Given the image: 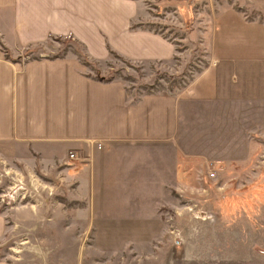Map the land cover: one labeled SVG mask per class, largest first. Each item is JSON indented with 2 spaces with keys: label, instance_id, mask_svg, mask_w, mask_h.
<instances>
[{
  "label": "rangeland",
  "instance_id": "rangeland-1",
  "mask_svg": "<svg viewBox=\"0 0 264 264\" xmlns=\"http://www.w3.org/2000/svg\"><path fill=\"white\" fill-rule=\"evenodd\" d=\"M133 1L142 8L136 26L168 40L175 57L128 66L111 55L88 60L81 71L124 84L129 101L181 93L177 150L149 145L139 149L149 156L141 163L131 147L126 190L119 165L127 153L95 158V187L86 188L80 165L92 162L82 153L54 166L51 157L34 160L23 147L0 143V263L264 264V61L234 66L236 101H209L194 91L228 48L236 56L264 48L260 29L229 26H264V0ZM58 56L80 62L86 50L52 39L19 58Z\"/></svg>",
  "mask_w": 264,
  "mask_h": 264
},
{
  "label": "crops",
  "instance_id": "crops-1",
  "mask_svg": "<svg viewBox=\"0 0 264 264\" xmlns=\"http://www.w3.org/2000/svg\"><path fill=\"white\" fill-rule=\"evenodd\" d=\"M141 10L133 0H0V43L18 60H7L0 45V143L23 147L34 160L51 157L54 166L69 162L71 152L82 153L83 160L92 162L80 165L78 178L86 188L95 187L93 160L106 153L110 157L127 153L126 159L131 147L139 150L164 144L176 151L181 93L149 94L129 101L124 84L86 77L75 57L19 58L23 49L43 45L52 37H72L86 50L88 60L110 58V48L131 63L171 61L177 54L175 46L160 34L136 26ZM239 25L260 29L264 37L261 24L229 26ZM235 51V47L228 48L220 64L195 82L200 98L236 101L229 86L230 80L240 82L234 66L264 61V48L250 55L240 50L236 56ZM220 70L224 80L227 75L228 87L221 83ZM98 145L101 150L96 149ZM138 152L141 163L149 161L143 150ZM125 159L119 166L122 171L126 168L122 187L127 190L133 166ZM154 162H161L159 155ZM178 173L177 166L176 177Z\"/></svg>",
  "mask_w": 264,
  "mask_h": 264
},
{
  "label": "trees",
  "instance_id": "trees-1",
  "mask_svg": "<svg viewBox=\"0 0 264 264\" xmlns=\"http://www.w3.org/2000/svg\"><path fill=\"white\" fill-rule=\"evenodd\" d=\"M52 39L57 40V41H61L62 39L73 40L72 37H69V38L52 37ZM73 41H75V40H73ZM75 42H77V41H75ZM0 45H1V48H2V50H3V53L5 54V58H6L7 60L13 62V63H17L18 60H15V59H13V58L11 57L9 51L3 46V44L0 43ZM109 52H110L111 55H113L114 57H116V58L122 60V61H123L125 64H127L128 66H131V65H132V63H131L130 61H128V60L125 59L124 57L120 56V55L117 54L116 52L112 51L110 48H109ZM56 58H63V56H62V57H61V56L55 57V59H56ZM79 59H80V63H81V65H82L83 67H89V66H90L89 62H87V61H88V55H87V54H86V56H85V59H82V57H80ZM31 60H32V59H31ZM33 60H37V59H33ZM85 76L88 77V78L94 79V80H96V81L102 82V83H111V82H113V80H105V79H100V78H97V79H96V78H93V77H91V76H87V75H85Z\"/></svg>",
  "mask_w": 264,
  "mask_h": 264
},
{
  "label": "built area",
  "instance_id": "built-area-1",
  "mask_svg": "<svg viewBox=\"0 0 264 264\" xmlns=\"http://www.w3.org/2000/svg\"><path fill=\"white\" fill-rule=\"evenodd\" d=\"M71 158H75V155L71 154ZM215 174L211 175L212 177H214Z\"/></svg>",
  "mask_w": 264,
  "mask_h": 264
}]
</instances>
